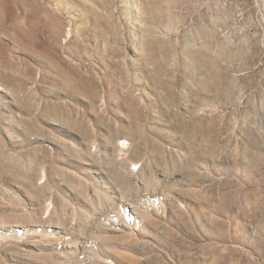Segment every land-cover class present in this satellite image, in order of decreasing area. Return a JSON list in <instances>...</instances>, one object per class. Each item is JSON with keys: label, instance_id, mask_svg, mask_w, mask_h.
Masks as SVG:
<instances>
[{"label": "rangeland", "instance_id": "1", "mask_svg": "<svg viewBox=\"0 0 264 264\" xmlns=\"http://www.w3.org/2000/svg\"><path fill=\"white\" fill-rule=\"evenodd\" d=\"M0 264H264V0H0Z\"/></svg>", "mask_w": 264, "mask_h": 264}]
</instances>
